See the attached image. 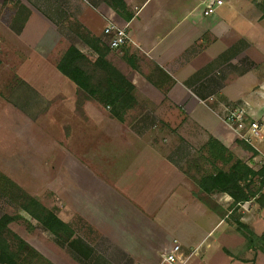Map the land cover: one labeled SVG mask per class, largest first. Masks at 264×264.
I'll use <instances>...</instances> for the list:
<instances>
[{"label": "crops", "instance_id": "crops-1", "mask_svg": "<svg viewBox=\"0 0 264 264\" xmlns=\"http://www.w3.org/2000/svg\"><path fill=\"white\" fill-rule=\"evenodd\" d=\"M222 1L204 17L203 0H122L121 10L112 0H0V69L15 74L17 111L0 112V172L44 182L33 194L60 195L56 214L73 238L60 244L42 230L68 264H162L174 243L194 252L189 264L264 263L240 229L261 236L264 211L225 193L215 194L217 211L194 182L237 162L254 173L264 166V0ZM109 24L131 39L107 55L135 86L136 108L123 121L57 69L70 46L97 58L76 26L106 44ZM230 104L247 108L257 138L239 139L224 119ZM168 123L170 147L161 129ZM199 145L208 174L193 173V161L192 172L183 168ZM236 209L238 220L228 221Z\"/></svg>", "mask_w": 264, "mask_h": 264}, {"label": "trees", "instance_id": "trees-1", "mask_svg": "<svg viewBox=\"0 0 264 264\" xmlns=\"http://www.w3.org/2000/svg\"><path fill=\"white\" fill-rule=\"evenodd\" d=\"M112 1L115 8L119 10L124 8L122 0ZM75 29L78 36L95 51L97 58L90 59L75 46H70L58 61L57 69L89 98L108 107L115 119L123 121L124 116L136 108L135 86L107 60L109 47L105 43L92 37L82 26H76ZM263 175L264 166L254 173L243 163L237 162L228 173L218 172L198 181L193 180L206 196L225 193L233 199L234 204L254 200L259 209L264 211V193L261 192L260 195L253 193L250 190V182L247 181L249 177L251 180L255 176ZM0 181V191L19 203L22 210L36 220L44 231L56 237L60 244L68 243L73 238V231L53 210L47 209L39 200L27 194L7 177L0 176ZM2 182L4 183L1 186ZM16 220L17 217L10 215L0 217V264H53L10 231L9 225ZM240 228L244 231L242 232L249 246L256 247L264 255V232L261 236H255L246 227ZM10 235L18 244L17 250L9 243Z\"/></svg>", "mask_w": 264, "mask_h": 264}, {"label": "rangeland", "instance_id": "rangeland-1", "mask_svg": "<svg viewBox=\"0 0 264 264\" xmlns=\"http://www.w3.org/2000/svg\"><path fill=\"white\" fill-rule=\"evenodd\" d=\"M1 59L6 65H8L7 61L11 58L6 57V58H1ZM10 70H11V68L10 69L9 68L0 69V112L3 111L4 109H6V116H14L16 114L14 112H17L16 110H14L15 109L14 108L15 102H14L13 96H12V93H13V90H12L13 85L12 84H13V79L15 77V74H13V72H11ZM24 93L26 96V94L28 92H24ZM9 109L11 111H8ZM174 125H175L174 123H172V124L168 123V124H165L166 127L161 128L163 131H165L164 138L166 140L165 144L167 145V147L174 145V143L172 141L173 138L171 137V136H173V134L176 133V130L173 127ZM10 135H7V136L10 137ZM186 144H188V143H186ZM187 146H189V145H187ZM193 148H194L193 154L195 157L198 156V158H195L193 156L185 164L183 163V168L187 171L192 172V170H191L192 167L194 165H196L198 167L195 168V171H193V173L195 172L196 174L198 173L199 175L201 173L208 174L210 169L208 168V170H206L205 167H207L208 164L210 165V163L209 162L207 163L205 160V157L201 155L204 148L200 147V145L197 147L193 146ZM174 157L177 158L178 155L177 156L174 155ZM191 161L194 162L193 163L194 165L192 164ZM212 168H213V166H212ZM211 170H213V169H211ZM200 171H202V172H200ZM2 175L3 174L0 172V176H2ZM252 179L254 180V182H250V190L257 195H260L261 192L264 190V181L262 179H260V177H257V176L253 177ZM3 183L4 182L1 183V186L3 185ZM14 183H16L19 187H21V189H23L30 196L31 195L35 196L36 199L39 200L47 209H48V207H50L49 210H53L55 213H58L59 215L61 214L60 195L56 196L57 201H53V199H54L53 194L52 193H46L44 188H43L41 193H39L37 195L33 194V193H35L33 187H35L36 185H38V186L44 185V182H14ZM199 197H200V199H202V201L207 203L211 208H213L217 211H220L219 205L217 203V201L219 199L217 197V195L213 194L211 196H206L205 194H203L201 192V193H199ZM230 209H231L230 207L227 208L228 211ZM3 215H10V216L17 217V220L9 225L10 231L14 235L16 234L17 236H19L22 240H24L28 244H30V245L34 244L35 246H38V248H39L38 252L41 253L46 259H48L47 255H49L52 258L58 259L59 262H60V260L65 261V263H67V264H68V262H70L68 257H67V253H65V251H63V249H61V247H59L58 244L56 245L53 243L51 235L44 232L42 230L41 226L38 224V222L22 210L19 203L15 202L13 199H10L9 197H6L0 191V217ZM238 215H240V214L237 211V209L232 211V213L228 215V221L235 222V220H238ZM8 238H9V243L11 245H13L14 250H17L18 244L15 241V239L13 238V236L10 235ZM190 261H189V263H190ZM210 262H212V264H227V261L225 258H223V259L213 258V260H211ZM248 262L255 264L254 260L253 261L250 260ZM262 264H264V263H262Z\"/></svg>", "mask_w": 264, "mask_h": 264}, {"label": "built area", "instance_id": "built-area-1", "mask_svg": "<svg viewBox=\"0 0 264 264\" xmlns=\"http://www.w3.org/2000/svg\"><path fill=\"white\" fill-rule=\"evenodd\" d=\"M223 4L222 0H203V16L209 17L215 14L216 8ZM107 38L106 45L109 49L116 50L126 46L131 39L126 28L115 24H109L104 29ZM225 121L237 132L239 139L249 141L251 137L257 138L261 128L257 122L250 119L247 108L243 104H230L225 107ZM264 181V175L260 177ZM194 252H185L183 248L174 245L162 254V264H188Z\"/></svg>", "mask_w": 264, "mask_h": 264}]
</instances>
